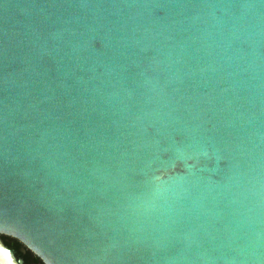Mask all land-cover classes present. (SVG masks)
Masks as SVG:
<instances>
[{
    "label": "water",
    "instance_id": "95a60500",
    "mask_svg": "<svg viewBox=\"0 0 264 264\" xmlns=\"http://www.w3.org/2000/svg\"><path fill=\"white\" fill-rule=\"evenodd\" d=\"M0 234L264 264V0H0Z\"/></svg>",
    "mask_w": 264,
    "mask_h": 264
},
{
    "label": "flooded vegetation",
    "instance_id": "af4514ba",
    "mask_svg": "<svg viewBox=\"0 0 264 264\" xmlns=\"http://www.w3.org/2000/svg\"><path fill=\"white\" fill-rule=\"evenodd\" d=\"M0 236L4 243L14 251L20 264H46L41 257L18 238L6 234H0Z\"/></svg>",
    "mask_w": 264,
    "mask_h": 264
}]
</instances>
